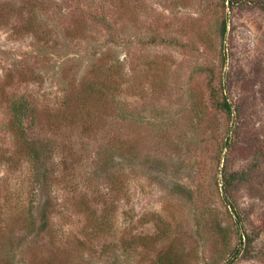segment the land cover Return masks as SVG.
<instances>
[{
    "label": "rangeland",
    "instance_id": "rangeland-1",
    "mask_svg": "<svg viewBox=\"0 0 264 264\" xmlns=\"http://www.w3.org/2000/svg\"><path fill=\"white\" fill-rule=\"evenodd\" d=\"M29 8L37 12L34 22ZM0 10L6 94L26 91L42 105L53 103L100 57L121 64V104L131 121L94 120L93 129L100 128L94 137L75 129L81 169L70 177L74 184L58 181L49 192L61 246L72 243L75 255H90L92 264H107L102 253L109 244L116 264H157L158 251L168 249L177 264H225L238 249L232 264H264V0H227L225 7L222 0H0ZM34 24L42 35L27 30ZM199 66L214 70L218 94L233 105L231 116L215 109L209 73ZM7 118L0 98V152L14 154L18 143L2 127ZM27 133L36 145L47 140L38 128ZM122 137L131 138L132 166L110 181L98 152ZM68 139L55 138L57 164L71 151ZM15 167L0 163V210L7 208L12 218L17 207L39 200L26 163ZM190 189L193 198L186 196ZM74 195L88 198L97 217L109 213L97 235L87 215L77 212ZM245 234L253 240L249 252ZM139 235L150 244L163 238L148 251H125L121 239Z\"/></svg>",
    "mask_w": 264,
    "mask_h": 264
},
{
    "label": "trees",
    "instance_id": "trees-1",
    "mask_svg": "<svg viewBox=\"0 0 264 264\" xmlns=\"http://www.w3.org/2000/svg\"><path fill=\"white\" fill-rule=\"evenodd\" d=\"M226 1L222 0L224 7ZM231 5H233V2H231ZM29 10L31 11L30 21L34 22L37 12L34 8H29ZM0 12L1 17H3L1 10ZM23 12L24 9L16 13L20 17L23 16ZM94 17L102 23L107 21L104 16ZM227 25V20H222L220 27L221 39H224L226 35ZM27 30L36 35H42V29L36 24L28 26ZM222 63H226L225 56H223ZM198 71L209 73V88L211 89L215 109L231 116L233 105L227 95L222 93L220 96L218 94L213 81L214 70L208 66H199ZM121 72L119 59L113 58L111 55L102 56L95 63H92L85 76H82L77 82L72 81L70 83L72 84L71 88L65 86L57 100L53 103L46 102L44 105L37 97H33L32 93L26 91L6 94V84L9 81L5 82L4 85L0 84L1 102L5 101L8 115L7 121L2 127L12 134L15 144L18 143V148L14 154L9 153L6 149L0 152V163H4L13 169L16 168V165H22L25 162L28 170V180L31 181V185L36 186V195L39 198L35 204H30L22 211H20V206L17 207L19 214L16 218L7 215V208L3 209V212L0 210V264H26L27 262L29 264H92L90 255L86 256L82 253L75 255L77 247L74 249L72 243L63 244V246L59 244L61 239L58 230L54 227V215L51 211L53 198L49 195V192L58 181H63L67 187L70 182L74 184L73 178L77 176V167L80 168L78 161H80L81 154L79 152L83 150L82 147H78V149L75 147L77 146L75 144L77 137L75 138L76 141L73 139L75 129L81 128L84 134L94 137L93 130L100 129H93L94 120L103 121L102 119H107L110 125L116 121L127 122L130 120L129 110L124 104H121L119 88H122L124 83ZM32 76L37 78L36 75L32 74ZM108 118H112V120ZM26 121H28V124H26ZM33 128L40 129L47 140L42 144L40 143V145L34 144L27 133L29 129ZM46 130L51 131L50 136L46 135L44 132ZM61 135L69 138L71 144L68 146L71 151H69V155L63 156L57 164L54 161L57 150L55 138ZM131 149H133V145L131 138L128 137H122L119 144L111 143L110 140L106 146H101L98 152L99 157L103 159L100 170L106 174V178L113 181L115 174L119 175V171L132 166L133 152H131ZM76 162H78V165H75ZM57 170L61 171L59 177L55 175V173L58 174ZM231 176L242 178L237 173H233ZM70 177H73L72 180ZM187 192L189 193L186 196L193 198V191ZM74 199L77 201V212L87 215L85 221L89 225L93 224V234L100 233L109 213L106 212L102 218H100V215L97 217V208H93L88 203L90 201L88 198L74 195L71 201ZM70 204L74 205L73 203ZM229 205L235 210L239 226L243 227L240 212L232 201ZM217 227L222 232L220 236L224 237L223 230L225 228L219 224ZM19 231L22 232L18 233ZM160 232H162V229ZM161 236L159 235L152 244L145 241L146 236L144 235L121 240L125 251L137 248V246L144 247L148 251L150 246H155L156 242L162 240L163 236ZM44 238L47 239L46 243L42 242ZM245 238L246 245H248L246 251L249 252L253 240L249 234H245ZM87 240L91 242L92 239ZM79 244V247L82 246L81 249L85 247L83 245L85 243ZM240 252L241 249L231 252L225 258L227 264H232L233 259L237 258ZM28 254L31 255L30 260H28ZM102 255L107 258V264H116L115 253L111 252L110 244L104 247ZM177 260V255L168 249L164 252L158 251L156 263L177 264Z\"/></svg>",
    "mask_w": 264,
    "mask_h": 264
}]
</instances>
